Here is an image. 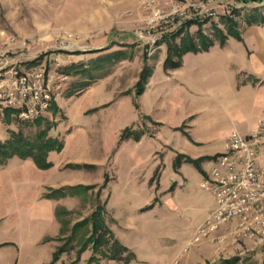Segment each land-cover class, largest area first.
Masks as SVG:
<instances>
[{"label":"rangeland","instance_id":"1","mask_svg":"<svg viewBox=\"0 0 264 264\" xmlns=\"http://www.w3.org/2000/svg\"><path fill=\"white\" fill-rule=\"evenodd\" d=\"M72 1L79 0H2L0 6V74L44 70L54 102L59 98L62 110L51 106L44 116L50 121L46 136L62 144L60 149L47 151L51 165L36 166L41 172L29 183L24 181L30 193L25 200L12 192L0 198V264H220L232 258H240L237 264H264V241L246 240L219 251L209 261L222 248L216 242L221 229L183 252L215 206L212 193L199 186L215 161L182 150L194 151L204 143L194 138L217 143L230 125L227 115L234 110L240 112L241 128L258 117L264 119V91L257 90L258 84H264V72H253L251 57L257 50L249 45L251 32L246 31L251 26L263 27L246 19L255 11L264 14V0L259 4L139 0L138 5L137 0H110L108 8L100 10L102 16L88 17L73 8ZM233 7L238 11L232 18L239 37L221 23ZM194 15L204 22L187 28L189 40L201 45L203 40L193 38L199 30L211 43L206 49L184 50L178 68H164L168 54L164 40ZM213 25L223 31L225 40L213 36ZM175 42L179 45L180 38ZM41 54L39 61L30 64ZM104 54L110 57H100ZM71 65L65 74L63 68ZM147 66L151 74L140 83ZM166 77L199 97L173 99L162 82ZM89 81L96 84L87 93L90 85L85 83ZM3 108L2 140L18 130L34 137L46 125L12 116L6 120ZM76 125L82 127L81 134L74 133ZM219 152L213 148L211 156ZM9 159L0 162V179L7 180ZM56 164L59 169L52 170ZM51 179L58 185L44 186ZM13 181L18 190L22 179ZM65 186L72 188L48 196ZM40 190L45 191L34 199ZM40 197L54 202L53 222L33 211ZM98 209L112 242L99 250L89 246L77 255L82 239L53 261L57 247L63 244L57 241L61 227L56 225L61 222L56 211L66 212L62 213L67 222L62 240H66L76 222L90 218ZM91 228V223L79 227L76 240L90 236ZM113 243L124 249L113 253Z\"/></svg>","mask_w":264,"mask_h":264},{"label":"built area","instance_id":"2","mask_svg":"<svg viewBox=\"0 0 264 264\" xmlns=\"http://www.w3.org/2000/svg\"><path fill=\"white\" fill-rule=\"evenodd\" d=\"M197 16L189 20H198ZM0 77V106L14 108L23 121L45 116L54 98L44 70H12ZM214 161L200 187L212 193L215 206L196 227L183 252L220 229L226 232L216 239L218 244L264 241V120L259 119L246 135L232 130Z\"/></svg>","mask_w":264,"mask_h":264},{"label":"trees","instance_id":"3","mask_svg":"<svg viewBox=\"0 0 264 264\" xmlns=\"http://www.w3.org/2000/svg\"><path fill=\"white\" fill-rule=\"evenodd\" d=\"M245 2H254L256 4H259V0H246ZM262 7V6H260ZM238 11L235 7H233L230 11L229 14H225L221 17V23L224 25L225 30L233 34L237 37H239V34L236 30L237 28V22L232 18V14H236ZM247 23L249 24H258L262 23L264 24V14L258 13V12H253V14H250L247 19ZM200 22H204V20L199 21V20H187L185 21L182 25L179 26V28L175 31L169 32L168 38H166L164 41L168 43V54L167 57L165 58L163 65L164 68H171L175 69L179 67V59L181 56V53L186 50L190 49L193 51H197L200 49H206L208 47V44L211 43V40L208 39L204 34H202L199 30L196 31L195 37L197 40L201 39L202 44L197 45L192 42V40H189L190 35L189 33H185L187 28L191 26L192 24H199L201 25ZM213 36L215 37H220L222 40L226 39V36L224 35L223 31L220 30L217 26L213 25ZM175 38H180V44L178 45L175 42ZM200 42V41H199ZM92 52H99V50H95ZM90 52V53H92ZM117 53V52H116ZM74 54H80V53H74ZM43 54L37 56L35 59H33L30 64L36 63L37 61L40 60L41 56ZM100 57H110L107 54H104L103 56ZM172 58H177V61H173ZM71 66H66L63 68V72L66 74L68 73L69 68ZM151 74V68L148 66L145 67L140 75V83L145 82L146 78ZM86 87L90 85V81L86 82ZM70 94H79L80 92L75 91H69ZM53 110L56 109L55 104H52ZM4 116L6 117V120L10 116L16 117L14 113H16V110L12 107H4ZM18 119V118H17ZM21 122H26V123H33L34 125H40L41 122H45L46 125L44 127L40 128L34 137H27L26 135L23 134L21 130L18 131H10V134L8 138L5 140L0 139V162H4L7 159L13 157V156H18L20 158L26 159V158H31L34 164L40 168H46L51 165L49 161H47V154L50 149H60L62 144L60 143L59 140L53 139L52 137H48L47 135V128L49 127L50 121L44 117H40L34 121H23L20 120ZM72 186H65L63 188L55 189L52 190L49 195H52V192L58 191V190H67L71 189ZM100 209V208H99ZM99 209L91 215L90 218H84L78 222H76L71 229L70 236L66 240H62V236L64 235V231L67 222L64 220L62 213H66L62 210H57L56 215L61 222V236L57 239L59 242H63V244L59 247H57L56 252L53 254L54 260H58L60 255L63 253H68L70 250L74 249V244L75 242H80L82 239H84L82 245L78 246V251L77 255L83 251L85 248L92 246L93 248H96V250H99L101 247H105L110 244L111 238L109 237V229L107 226L103 223L100 217V212ZM88 223H91L92 226V231L90 233V236H86V238L81 237L79 241L76 240V233L78 232V228L83 226L86 227ZM81 236V235H80ZM112 252L115 253L118 249V251L123 250L124 248L118 246L116 243L112 244ZM103 253V252H102ZM103 255H106L103 253ZM115 254H111V256H114ZM107 256V255H106ZM79 257L74 258L73 261H78ZM240 261V258H232L228 260H222L220 264H237Z\"/></svg>","mask_w":264,"mask_h":264},{"label":"crops","instance_id":"4","mask_svg":"<svg viewBox=\"0 0 264 264\" xmlns=\"http://www.w3.org/2000/svg\"><path fill=\"white\" fill-rule=\"evenodd\" d=\"M138 1L137 0V5H138ZM110 2V0H79V1H72V6L75 9H81L83 14H87L85 15L86 17L88 16H102L103 14L100 12V10L102 9H106L108 8L107 3ZM254 3V2H252ZM0 6L3 7V2L2 0H0ZM5 19H7L6 21L8 22V25L11 27V24L8 20V16L7 14L4 15ZM102 24V23H101ZM91 26H93V23L91 24ZM12 31H15L14 28H12ZM246 31H249L251 33H249L250 35V40L248 39L247 41L249 42V45L252 47V49H256L257 53L255 56L251 57V65L253 67V72L255 74H260L264 72V25L262 28H260L259 26H251L246 28ZM244 36V33H241V36ZM108 38V37H107ZM228 43H231L228 40ZM105 50V48L100 49L99 51H103ZM178 70H181L178 69ZM162 82L166 84V90L167 93L173 97V99L178 100L180 98H186V99H194L196 96L188 91H184V87L183 85L177 83L176 81H174V83L171 82V80L166 77L162 79ZM161 82V83H162ZM96 83L91 84L88 88H87V93L91 92V88L94 87ZM259 86L257 87V90H262L264 91V84H258ZM243 88H247V87H243ZM254 91V90H253ZM59 98L56 99V101L54 102L57 110H61L59 108ZM97 104H100L101 102L98 100V102H96ZM95 104V103H92ZM62 111V110H61ZM239 111L238 110H234L233 114L227 115V119L230 122V125L228 127V129H225L221 132L220 138L218 140L217 143H210V141L204 139V138H194L197 141H202L204 142L203 144H201L200 146H198V148L196 150H189L186 148H183L182 150L189 153L190 155L193 156H199L202 155L203 158L206 159H212L215 160L216 156L218 154H220L223 151V145H224V140L226 138V136L232 131V130H236L238 132H240L243 135H246L248 133H250L251 131H253L256 127L257 121L259 119H263L261 117H258L256 120H254L252 123H250L249 125L245 126V127H240V121L242 120L239 116ZM264 120V119H263ZM74 133L77 134H81L82 131V127L79 125H76V128L74 129ZM8 138V137H7ZM2 140V139H1ZM187 146H189V143ZM185 146V147H187ZM213 148H216L218 151H220L217 155L215 156H211L212 155V150ZM49 159H53L54 158V153L53 155H48ZM93 161V160H92ZM60 167L59 164H56L54 166V168L52 170H58ZM5 176L7 178V180H3V178L0 179V198H2V196L5 195V193H16L17 197L21 200H25L26 198V194H30L29 192V188H25L24 186V181L27 180V182L29 183V181L31 180V177H33L36 173L41 172L40 169H38L36 167V165L27 159H22L20 157H16L13 156L12 158H10L7 161V164L5 165ZM10 173L12 175H10ZM206 174V173H205ZM204 174V175H205ZM203 177V176H202ZM20 178L22 179V183L21 186L18 188L17 190V186H19L15 181H13L14 179ZM202 180V179H201ZM84 181V180H81ZM13 182V184H12ZM58 182V181H57ZM201 182V181H200ZM56 181L48 180L47 182H44V186L47 187H54L57 186L58 184H55ZM59 183V182H58ZM200 186V183H199ZM40 190L39 192H37L36 196L33 195L34 199L39 198L40 194L45 191ZM29 196V195H28ZM54 202L47 199V198H41L38 199L34 205H33V211L36 213L37 216L41 217L42 219L49 221V222H53L55 219V215H54ZM56 226L61 227L60 224H57ZM222 233H225L226 230L221 229ZM221 236V235H220ZM247 241V240H246ZM56 243V242H55ZM237 244H239V242H237L236 244H232L230 242H227L226 244H219L222 246V248L217 249L215 251L214 256L209 260L212 261L214 260V257L217 255L219 251H223V250H227L229 248H234L235 246H237ZM230 245V246H228ZM56 246H59V242H57ZM242 247V245H241ZM246 247V246H245ZM249 248V247H248ZM63 259V258H62ZM51 261L50 259H47L46 263H49ZM62 261V260H61ZM60 261V262H61ZM203 261H207V260H203Z\"/></svg>","mask_w":264,"mask_h":264}]
</instances>
